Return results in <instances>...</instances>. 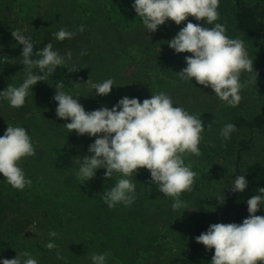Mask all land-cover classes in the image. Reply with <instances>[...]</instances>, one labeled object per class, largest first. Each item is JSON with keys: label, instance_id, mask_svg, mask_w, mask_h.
<instances>
[{"label": "rangeland", "instance_id": "obj_1", "mask_svg": "<svg viewBox=\"0 0 264 264\" xmlns=\"http://www.w3.org/2000/svg\"><path fill=\"white\" fill-rule=\"evenodd\" d=\"M133 2L134 0H0V27L6 25L11 29L9 38L0 40V91L9 85L20 86L26 77V70L21 64L23 46L12 37L14 30L19 29L31 37L34 53L51 43L53 50L65 56L66 60L64 65L58 66L53 74L33 87V92H30L24 105L29 110L28 113L24 114L21 110L19 115L11 113L7 111L10 107L8 101L0 99V115L4 116L0 118L6 123L1 136L8 126L23 127L36 149L34 157L20 162V167L32 180L31 187L20 191L12 188L4 179L0 196L4 197V203L9 204L8 207L18 203H34L40 208L57 209L65 205L69 209V199L52 197L45 185H48V179L40 175L42 161L47 160L55 148L59 151L62 145L67 146L77 137H84L74 130L69 132L64 126L69 121L56 116L57 102L53 100L55 87L62 83L61 90L66 92L70 89L63 69L72 67L84 71V78L93 83L114 80L116 86L107 96L95 95L89 83L83 97L80 95L81 91L78 92V102L86 112L101 107L111 109L125 96L138 98L142 103L144 99L151 98L152 94L164 91L172 98L175 106L182 107L192 115L201 116L205 126L199 145L201 155L196 157L189 154L185 157V164L197 173L193 191L181 195L186 207L173 210L172 198L164 196L151 183L149 171L148 178L141 176L142 180L136 186V200L130 207L118 204L109 209L103 200L106 190L95 179H90L80 185L82 188L88 187L85 191V204L96 223L90 225L85 234L73 232L72 229L70 234L71 237L87 239L84 241L91 248L86 257L88 263H92L90 257L93 253H107V264H180L189 245L200 201L217 199L215 205L207 207V212L210 219L219 218L223 209L222 199L231 192V184L236 177L244 172L247 163L262 158V134L236 129L231 138L225 141L220 136V131L225 124L233 123L237 116H247L264 109V37H252L238 30L231 16L233 1L220 0L218 11L221 24L226 26V34L230 38L244 41L256 73V79L254 73L241 74L240 81L245 85L240 93L242 100L238 106L230 107L216 97L211 88L197 84L194 78L192 83L182 80L177 74L186 67L185 56H190L191 53L178 54L167 43L181 28L171 26L167 31L159 26L156 32L147 33L141 18L132 8ZM173 24L176 25L174 21ZM81 26L83 32L79 31ZM61 28L75 32L76 35L70 40L59 41L55 38V33ZM69 51L72 53L71 59L66 56ZM82 52L86 54L81 55ZM159 62H162V68L158 67ZM35 69L40 74L39 69ZM98 71L102 74L96 78ZM75 91L78 90L66 93L73 95ZM85 138L91 142L96 139L87 134ZM242 138H252L250 150L240 151L238 141ZM46 148L49 155L45 154ZM138 173L141 174L139 170ZM70 183L71 181L65 182V189L72 186ZM39 196L49 197L48 202H45V198L41 201ZM71 201L75 204L73 199ZM260 216H264V208ZM73 221H66L64 225ZM62 229L59 225L55 231L61 232ZM34 247L32 244L31 248ZM24 248V240L18 235L6 231L0 233V259H13L21 255Z\"/></svg>", "mask_w": 264, "mask_h": 264}, {"label": "clouds", "instance_id": "obj_2", "mask_svg": "<svg viewBox=\"0 0 264 264\" xmlns=\"http://www.w3.org/2000/svg\"><path fill=\"white\" fill-rule=\"evenodd\" d=\"M219 5L220 0H134L132 8L141 18L147 33L156 32L168 20L180 25L189 17L214 25L209 28L188 22L167 44L178 54L191 53L185 56L186 67L177 73L182 80L192 83L194 78L197 84L211 88L214 95L228 106L236 107L242 100L240 93L245 87L240 81L241 74L254 73L256 79V73L244 41L230 38L226 34V26L217 23L220 19ZM83 30L81 26L79 31ZM75 35V32L61 28L55 33V38L64 41ZM12 37L23 46L21 64L28 74L20 86L9 85L0 91V99H6L11 107L21 108L33 87L53 74L66 60L65 56L53 50L51 43L34 53L31 37L19 29L12 31ZM66 56L71 59V51ZM33 68L39 69L40 74L34 73ZM86 83L98 96L109 95L116 86L113 79L101 83L88 79ZM55 88L56 116L71 121L64 124L69 132L74 130L81 136L96 137L88 147L91 155L79 160L77 178L86 182L96 175L98 169H105L106 180L111 179L113 173L122 177L103 194L109 209L118 204L125 207L134 204L136 184L129 177L135 176L141 168L149 170L151 183L159 192L172 198L173 210L186 207L181 195L193 191L197 173L185 164V157L201 155L199 145L205 127L201 116L175 106L164 91L152 94L142 103L138 98L125 96L111 109L101 107L86 112L78 102L79 95L73 96L61 90L62 83ZM235 131V124L227 123L220 136L227 141ZM35 155L36 149L27 130L8 126L0 136V174L12 188L23 191L31 187L32 180L26 176L20 162ZM231 186L235 193L247 190L245 175L237 176ZM259 191L261 194L246 200L249 216L242 223L211 224L206 232L196 237V242L207 250L214 249L211 264H264V216L256 215L264 207V188H259ZM49 236L56 237L57 233L50 231ZM45 246L49 250L57 247L54 241ZM90 258L92 264H107L108 254L93 253ZM0 264H39V261L25 251L13 259H0Z\"/></svg>", "mask_w": 264, "mask_h": 264}, {"label": "trees", "instance_id": "obj_3", "mask_svg": "<svg viewBox=\"0 0 264 264\" xmlns=\"http://www.w3.org/2000/svg\"><path fill=\"white\" fill-rule=\"evenodd\" d=\"M232 1L231 16L234 21V26L252 37H264V0ZM188 22L209 28L214 26L208 25L207 23L203 24V21H197L195 18L189 17L188 20L182 22L180 25H174L173 21L170 20L164 25H161V27L168 31V28L171 26L183 28ZM217 23H221V16ZM10 33L11 29L8 26L4 25L0 27V40H7ZM138 45H140V43H138ZM158 67L162 68V62L158 63ZM32 71L38 74L35 68H33ZM62 72L68 79L66 83L70 88L66 90V92H73V89H76L78 91H75L73 95H77L78 92L81 91L82 94L80 93V95L83 97L84 91L89 87V84L86 83L88 79L84 78L86 76L84 71L67 67L63 69ZM27 74L28 73L25 72L26 76ZM101 74L102 72L98 71L96 73V78H99ZM57 77L59 78L60 74L57 75ZM19 110L24 111V114L29 112L26 106L22 108L10 106L7 111L19 115ZM0 117L4 116L0 115ZM3 120L0 118V136L3 134L6 125ZM69 122L71 121L69 120ZM233 123L238 130L246 129L250 132L257 131L264 136V109L247 116L239 115L234 119ZM85 137L86 134L82 139L77 137L73 143L67 146L62 145L59 151L55 148L52 155H49L50 152L48 148H46L45 154L49 155L48 159L42 161L40 165L42 169L40 175H44L46 179H48V185L45 184L48 188V192L56 199H69V209L65 205H63V208L57 209L40 208L34 205V203H18L15 206L8 207L9 204L4 203V197L0 196V233L6 231L21 237V239L24 240L25 247L23 252L27 251L31 253L33 258L39 261V264H92L88 263L86 260L91 250L88 243H86L87 241H84L87 239L82 237H71L70 234L71 229L73 232L78 231L85 234L88 227L96 223V219L92 217L93 214H90L89 208L85 204L87 199L85 191L88 190V187L82 188L80 183L85 184V181L77 178L79 160L80 158L82 160L83 157L91 155V153L88 152V147L90 144L94 143L95 140L93 139L91 142ZM252 142V138L240 139L238 141L240 151L250 150ZM212 149L215 151L214 147H212ZM139 171L142 175H139L137 172L135 176L129 177L136 186H138L142 180L141 176H143L144 179L149 177L147 173L149 170L146 168H141ZM104 173L105 169H98L96 175L92 178L95 179L104 190L110 189L118 179L122 178L119 173H113V177L106 180ZM239 175H245L248 181L247 190L242 193L231 191L226 195L225 199H222L223 209L219 218L210 219L207 212V207L209 205H215L218 202L217 199L200 201L201 205H199V211L193 221V227L190 232L189 245L185 256L180 259V264H211L214 249L207 250L204 245L196 242V237L206 232L211 224H239L249 216L246 200L251 196L261 194L259 188H264V150L262 158L247 163L244 172ZM3 181L4 178L2 174H0V189L3 185ZM70 181L72 186L69 189H65V182ZM43 182L46 181L43 180ZM65 192L68 194H65ZM44 198L45 202H48L49 197L39 196L41 201L44 200ZM88 198H90V195H88ZM71 199L74 200L75 204L72 203ZM262 208L264 207H261L256 215H260ZM70 220H74L73 223L64 225L66 221L69 222ZM59 225L63 227L61 232L55 231V228ZM50 231H55L57 236L50 237ZM50 241H54L57 247L49 250L45 245ZM32 244L35 246L34 248H31ZM58 257H63V259H58Z\"/></svg>", "mask_w": 264, "mask_h": 264}]
</instances>
